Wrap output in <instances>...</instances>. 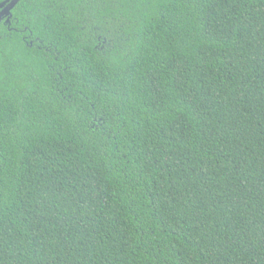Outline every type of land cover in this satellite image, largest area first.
Returning a JSON list of instances; mask_svg holds the SVG:
<instances>
[{
	"label": "trees",
	"instance_id": "1",
	"mask_svg": "<svg viewBox=\"0 0 264 264\" xmlns=\"http://www.w3.org/2000/svg\"><path fill=\"white\" fill-rule=\"evenodd\" d=\"M3 17L0 264H264V0Z\"/></svg>",
	"mask_w": 264,
	"mask_h": 264
},
{
	"label": "water",
	"instance_id": "2",
	"mask_svg": "<svg viewBox=\"0 0 264 264\" xmlns=\"http://www.w3.org/2000/svg\"><path fill=\"white\" fill-rule=\"evenodd\" d=\"M18 2L19 0H10L4 2V8H2L0 12V21L2 20L3 16L10 14L11 10L15 7ZM7 20H9V18Z\"/></svg>",
	"mask_w": 264,
	"mask_h": 264
},
{
	"label": "snow or ice",
	"instance_id": "3",
	"mask_svg": "<svg viewBox=\"0 0 264 264\" xmlns=\"http://www.w3.org/2000/svg\"><path fill=\"white\" fill-rule=\"evenodd\" d=\"M4 2H7V0H4ZM4 7L3 3H0V9H2Z\"/></svg>",
	"mask_w": 264,
	"mask_h": 264
},
{
	"label": "flooded vegetation",
	"instance_id": "4",
	"mask_svg": "<svg viewBox=\"0 0 264 264\" xmlns=\"http://www.w3.org/2000/svg\"><path fill=\"white\" fill-rule=\"evenodd\" d=\"M3 8H4V7H3ZM1 10H2V9H0V12H1ZM2 18H4V17H2ZM0 23H1V21H0Z\"/></svg>",
	"mask_w": 264,
	"mask_h": 264
}]
</instances>
